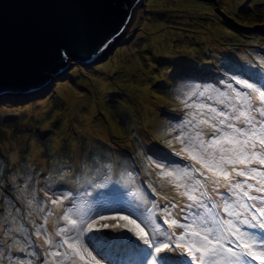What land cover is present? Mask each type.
I'll use <instances>...</instances> for the list:
<instances>
[{"label": "rangeland", "instance_id": "1", "mask_svg": "<svg viewBox=\"0 0 264 264\" xmlns=\"http://www.w3.org/2000/svg\"><path fill=\"white\" fill-rule=\"evenodd\" d=\"M68 61L70 67L50 82L45 94H0V264H52L48 254L53 249L45 241L62 239L56 236L66 224L61 217L67 212L73 219H88L98 210L105 216L99 195L109 192L130 194V223L96 217L97 227H127L104 229L102 242L89 244L81 236L91 255H85V262L56 257L60 264H108L106 257H118L117 250L144 260L136 246L143 242L129 229L139 225L150 233L145 226L149 210L163 230L179 235L181 230L169 229L159 213L168 205L169 218L180 219V208L188 201L168 183L174 177L161 176L156 165L172 162L171 167L194 165L207 171L189 160L175 139L190 111L184 102L214 103L187 94L231 93L229 84L250 92L231 77L249 83L256 77L249 80L250 72L241 77L228 69L251 66L264 72V0H143L113 47L92 63ZM176 83L180 86L172 91ZM101 145L110 155L98 148L91 157ZM67 148L70 161H61ZM162 155L167 161H161ZM208 189L215 197L211 185ZM79 190L93 205L77 208L71 195ZM55 198L62 199L53 204ZM115 211L124 210L108 214ZM118 232L131 240L114 239Z\"/></svg>", "mask_w": 264, "mask_h": 264}, {"label": "snow or ice", "instance_id": "2", "mask_svg": "<svg viewBox=\"0 0 264 264\" xmlns=\"http://www.w3.org/2000/svg\"><path fill=\"white\" fill-rule=\"evenodd\" d=\"M228 71L241 77L250 72L252 75L248 79L255 76L256 80L249 83L235 75L231 77L250 92H241L229 84L231 93L217 92L213 96L205 91H191L187 94L189 98L198 96L214 101H185L184 105L190 111L175 137L183 145L182 151L187 153V158L207 171L194 165L171 167L172 162L156 165L161 176L174 177L168 183L175 184L179 195L186 197L188 203L180 208V219L169 218L172 213L168 205L159 213L169 229L181 230L179 235L163 230L151 210L145 223L150 233H145L139 225L129 229L143 242L142 245L136 242L144 258L143 264H149V260L151 264H255L257 259L264 261V255L257 256L254 251L264 249V72L251 66L230 67ZM252 94H256L255 98ZM160 159L167 161V156L162 155ZM195 173H199V178ZM237 177L244 179L237 180ZM208 185L219 199L210 195ZM221 187L225 192L218 191ZM67 198L65 195L64 199ZM57 202L52 201L53 204ZM96 217L106 218L102 210L88 219L83 216L73 219L65 212L61 217L66 222L65 227L56 232L62 239L55 243L45 241L53 249L48 254L52 264H60L56 257L68 256L85 262V255L91 253L86 252L81 236L89 244L102 242L107 238L104 229L127 227L115 224L97 227ZM131 223L135 224V221ZM36 234L40 235L39 230ZM114 239L123 241L131 240V237L118 232Z\"/></svg>", "mask_w": 264, "mask_h": 264}, {"label": "water", "instance_id": "3", "mask_svg": "<svg viewBox=\"0 0 264 264\" xmlns=\"http://www.w3.org/2000/svg\"><path fill=\"white\" fill-rule=\"evenodd\" d=\"M143 0H0V94L27 93L121 38ZM66 54V55H65Z\"/></svg>", "mask_w": 264, "mask_h": 264}, {"label": "trees", "instance_id": "4", "mask_svg": "<svg viewBox=\"0 0 264 264\" xmlns=\"http://www.w3.org/2000/svg\"><path fill=\"white\" fill-rule=\"evenodd\" d=\"M235 21L237 22V20L235 19ZM260 31V29H257ZM258 35H261L263 36V34H260L258 33ZM180 86V83H176L175 86H173L171 88L172 91H175L177 90L176 87ZM98 148H101L103 151H104V154L106 155H110V150L108 149V147L106 145H101V146H98V147H95L93 149V152L91 153V157L93 156V153H98ZM92 151V150H91ZM105 155V156H106ZM104 156V158H106ZM49 159V158H47ZM61 161H67L69 160L70 161V156H69V152H68V148H67V152L64 153V156L63 157H60ZM5 167L4 164H2V167L3 168ZM4 173V170L2 171V174ZM7 174V173H6ZM132 174V173H131ZM122 192H119V193H112V192H109L107 194H101L99 195L101 198H102V204H101V207L102 208H107L110 210H108L107 213L111 212V211H114V210H124V211H115L113 212L114 214V217L116 218H119L120 214H124L125 215V218L123 220H128L129 219V211H133L132 207H131V196H129L130 194H120ZM105 217H108L107 214H105ZM25 226V225H24Z\"/></svg>", "mask_w": 264, "mask_h": 264}, {"label": "clouds", "instance_id": "5", "mask_svg": "<svg viewBox=\"0 0 264 264\" xmlns=\"http://www.w3.org/2000/svg\"><path fill=\"white\" fill-rule=\"evenodd\" d=\"M99 56L100 55H98L97 56V58H99ZM95 59V58H94ZM92 62H94V60L92 61ZM92 62H89V63H92ZM26 93V92H25ZM25 93H23V94H25ZM35 93H39V91H38V89L37 90H33V91H29V92H27V95H31V94H35ZM65 191H67L66 189H63V193H64V195H67V194H65ZM85 192H83V191H76V194H72V196L75 198V199H77L78 200V203H79V205L81 206H79L78 207V209H80V210H83V208H82V205L83 204H87V199L85 198V194H84ZM47 194L49 195V196H51L52 197V195H53V193L52 192H47ZM85 198V199H84ZM59 199H61V198H55L54 200H59ZM61 201V200H60ZM74 206V205H73ZM69 206H67L66 207V209L68 208ZM72 206H70V208H71ZM106 218H108V217H106ZM129 218H131V217H129ZM123 222H126V221H123ZM87 243V242H86ZM88 246V245H87ZM88 249L89 250H91L92 251V248L90 247V246H88Z\"/></svg>", "mask_w": 264, "mask_h": 264}, {"label": "bare ground", "instance_id": "6", "mask_svg": "<svg viewBox=\"0 0 264 264\" xmlns=\"http://www.w3.org/2000/svg\"><path fill=\"white\" fill-rule=\"evenodd\" d=\"M55 77H56V76H54L53 79H54ZM53 79H52V80H53ZM52 80H51L50 82H52ZM50 82H49L47 85H45L44 87L39 88L38 91L41 92V93H44V94H45V93L48 91V89H47L48 87H47V86L50 84ZM46 89H47V90H46ZM7 94H9V93H7ZM13 95H19V94L16 92V93H14ZM25 96H28V95H25ZM32 97H34V95H32Z\"/></svg>", "mask_w": 264, "mask_h": 264}]
</instances>
